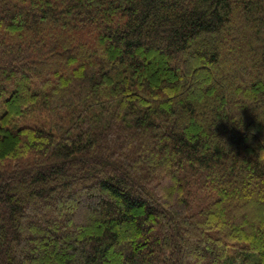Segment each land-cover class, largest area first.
<instances>
[{
	"label": "trees",
	"instance_id": "trees-1",
	"mask_svg": "<svg viewBox=\"0 0 264 264\" xmlns=\"http://www.w3.org/2000/svg\"><path fill=\"white\" fill-rule=\"evenodd\" d=\"M0 264H264V0H0Z\"/></svg>",
	"mask_w": 264,
	"mask_h": 264
},
{
	"label": "rangeland",
	"instance_id": "rangeland-1",
	"mask_svg": "<svg viewBox=\"0 0 264 264\" xmlns=\"http://www.w3.org/2000/svg\"><path fill=\"white\" fill-rule=\"evenodd\" d=\"M198 259H199V258H198ZM200 260H201V259H199V261H197V262L202 263Z\"/></svg>",
	"mask_w": 264,
	"mask_h": 264
}]
</instances>
